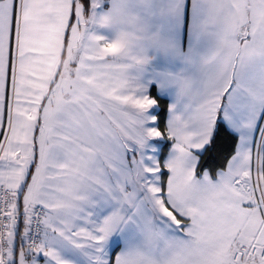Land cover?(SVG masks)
I'll list each match as a JSON object with an SVG mask.
<instances>
[{
  "label": "snow or ice",
  "instance_id": "obj_1",
  "mask_svg": "<svg viewBox=\"0 0 264 264\" xmlns=\"http://www.w3.org/2000/svg\"><path fill=\"white\" fill-rule=\"evenodd\" d=\"M0 264H264V0H0Z\"/></svg>",
  "mask_w": 264,
  "mask_h": 264
}]
</instances>
